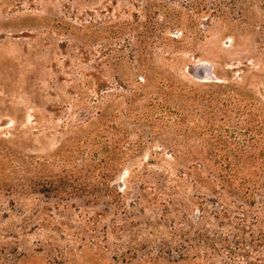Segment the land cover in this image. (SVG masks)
Masks as SVG:
<instances>
[{
	"label": "rangeland",
	"instance_id": "obj_1",
	"mask_svg": "<svg viewBox=\"0 0 264 264\" xmlns=\"http://www.w3.org/2000/svg\"><path fill=\"white\" fill-rule=\"evenodd\" d=\"M234 149L263 178L264 0H0V264H264Z\"/></svg>",
	"mask_w": 264,
	"mask_h": 264
},
{
	"label": "trees",
	"instance_id": "obj_2",
	"mask_svg": "<svg viewBox=\"0 0 264 264\" xmlns=\"http://www.w3.org/2000/svg\"><path fill=\"white\" fill-rule=\"evenodd\" d=\"M235 153L238 152V149H234ZM232 155H227L224 158H216L214 155L204 156V163L206 168L210 169V173L216 176L221 184V187L226 190L228 193L236 195L241 198V200H244L248 205H253L256 203V191L261 189L264 190V176L263 178L254 179L252 176H249L247 174H243L241 171L242 168H244L246 165H250L249 162L252 161L251 158L245 157L242 159V157L237 153ZM246 166V167H247ZM261 166L264 169V164L261 163ZM245 167V168H246ZM244 168V169H245ZM264 175V172H263ZM117 191L116 187L111 188L106 192H103L105 197L110 199L111 201H116L115 199V192ZM223 216L226 219H229V225L236 227L235 225H232L231 221V213L224 208ZM244 217L241 219L238 217V219L241 221L239 224H242L244 226H247L246 220H247V213L243 212ZM255 222L254 225L257 224V218H254ZM243 221V223H242ZM197 224H202V221L198 222ZM250 227V226H249ZM224 229V227H223ZM245 234H247L246 230H243ZM250 239L249 241L252 244L257 245H264V229L262 227L259 228L258 232H255V230H250ZM248 240L246 238H243L241 241V245H246V242ZM204 243H207L208 245H213L212 240L209 239L208 236H206L205 239H203ZM179 245V244H178ZM240 246V245H239ZM228 248H230V245L228 244ZM179 250V248H178ZM177 250V251H178ZM256 251H258L256 249ZM248 254L251 255L250 250L248 251ZM264 254V250H263Z\"/></svg>",
	"mask_w": 264,
	"mask_h": 264
}]
</instances>
